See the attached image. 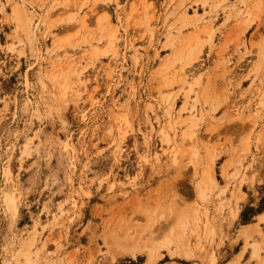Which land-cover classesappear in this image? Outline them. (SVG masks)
<instances>
[{"label": "rangeland", "instance_id": "1", "mask_svg": "<svg viewBox=\"0 0 264 264\" xmlns=\"http://www.w3.org/2000/svg\"><path fill=\"white\" fill-rule=\"evenodd\" d=\"M0 264H264V0H0Z\"/></svg>", "mask_w": 264, "mask_h": 264}]
</instances>
